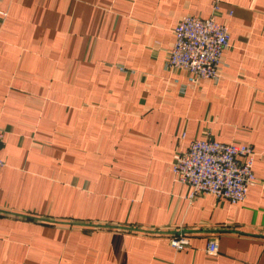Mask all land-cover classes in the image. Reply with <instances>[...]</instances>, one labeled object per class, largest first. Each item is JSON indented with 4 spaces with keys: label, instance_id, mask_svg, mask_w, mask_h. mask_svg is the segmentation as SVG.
I'll list each match as a JSON object with an SVG mask.
<instances>
[{
    "label": "crops",
    "instance_id": "crops-1",
    "mask_svg": "<svg viewBox=\"0 0 264 264\" xmlns=\"http://www.w3.org/2000/svg\"><path fill=\"white\" fill-rule=\"evenodd\" d=\"M215 1L231 35L221 77L188 87L167 69L174 29ZM0 12V264H264V0H2ZM208 138L256 152L243 203L191 200L175 180L174 155Z\"/></svg>",
    "mask_w": 264,
    "mask_h": 264
},
{
    "label": "built area",
    "instance_id": "built-area-1",
    "mask_svg": "<svg viewBox=\"0 0 264 264\" xmlns=\"http://www.w3.org/2000/svg\"><path fill=\"white\" fill-rule=\"evenodd\" d=\"M218 3L214 2L211 17L202 19L187 15L174 29L175 39L167 69L186 73L188 87H196L205 79L217 81L221 77L224 53L230 47L231 35L229 26L218 21ZM4 138L5 131L0 129V148ZM256 157L250 145L226 144L209 138L194 140L185 151L174 155L172 171L177 182L190 187L191 200L209 194L239 204L247 199L250 188L260 182L254 169ZM4 166L0 156V170ZM170 244L182 251L189 245V239L180 233L170 239ZM219 250L218 240L211 239L207 254L217 256Z\"/></svg>",
    "mask_w": 264,
    "mask_h": 264
}]
</instances>
